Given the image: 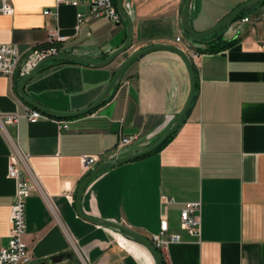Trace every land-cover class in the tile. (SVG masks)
Returning <instances> with one entry per match:
<instances>
[{
  "label": "crops",
  "instance_id": "0c3cea01",
  "mask_svg": "<svg viewBox=\"0 0 264 264\" xmlns=\"http://www.w3.org/2000/svg\"><path fill=\"white\" fill-rule=\"evenodd\" d=\"M182 0H124L133 20L131 47L106 66L77 62L44 65L25 92L59 111L94 103L119 66L134 52L154 44L194 49L196 92L183 121L158 150L101 172L86 188L83 212L126 225L147 237L166 215L169 232L180 236L158 250L164 264H264V0L245 10L222 30L232 44L219 51H198L180 24ZM248 0H190L193 29L205 31ZM12 15L0 13V43L14 44L24 58L50 46V30L68 39L55 45L67 52L104 60L126 40L127 23L106 16L78 29L77 13L90 7L56 0H10ZM58 15H46L45 10ZM242 17L249 20L240 24ZM189 53L188 51H186ZM191 59V58H190ZM22 76L0 75V113H19L18 122L0 120V245L8 244L17 180L9 176L15 145L30 155L35 188L27 200L24 240L32 260L24 264H155L141 243L81 217L78 189L101 162L152 145L182 109L190 86L184 60L158 50L134 62L114 94L88 115L67 119L61 129L53 116L30 122L18 91ZM95 114L92 116L91 114ZM120 121L118 133L111 130ZM135 141L119 150L124 135ZM98 163L84 169V156ZM161 196L175 203L164 208ZM201 202V235L196 240L180 227L186 202ZM153 244V243H152Z\"/></svg>",
  "mask_w": 264,
  "mask_h": 264
},
{
  "label": "built area",
  "instance_id": "2783aa9c",
  "mask_svg": "<svg viewBox=\"0 0 264 264\" xmlns=\"http://www.w3.org/2000/svg\"><path fill=\"white\" fill-rule=\"evenodd\" d=\"M82 3L90 7V16L86 17L83 13L78 12L77 29L91 18L106 16L113 22L121 21V15L113 0H56L57 6L60 4H68L77 7ZM14 12L15 8L10 0H0L1 14L9 16L14 14ZM44 13L46 15H58L57 10L51 9L45 10ZM248 20V17H242L237 27L239 28L241 23ZM67 39L68 36L62 34L59 29L50 30L48 34L50 46L31 51L27 58H24L21 50L16 45L0 43V75L13 77L16 72H19L22 77L25 76L42 58L60 52H67L55 45L57 42H64ZM183 49L189 52L188 54L191 59H195L198 56V53L194 49ZM91 115L95 116L94 113ZM21 116L19 113H0V120L2 122H18ZM24 116L30 122H36L41 118L48 117L34 107H27ZM59 122L61 129H70V121L59 120ZM135 139V134L124 135L120 139L118 149L121 150L131 145ZM29 158V154L24 153L18 145H15L9 165V176L17 180V189L11 206V228L8 236V244L4 246L0 245V264H24L32 260V253L24 240L27 200L35 188L32 183L31 173H29ZM83 160L84 169L88 171L98 163L99 157L89 155L84 156ZM161 202L164 208H167L169 204L175 203V200L172 197L161 196ZM179 223L180 227L190 236L199 240L201 235V202H186L179 211ZM151 240L154 248L158 251L165 248L169 243L179 242L180 236L176 233L169 232V222L166 215H163L159 222V229L152 234Z\"/></svg>",
  "mask_w": 264,
  "mask_h": 264
},
{
  "label": "water",
  "instance_id": "95a60500",
  "mask_svg": "<svg viewBox=\"0 0 264 264\" xmlns=\"http://www.w3.org/2000/svg\"><path fill=\"white\" fill-rule=\"evenodd\" d=\"M261 0H248L236 8H234L232 11H230L226 16H224L220 21H218L216 24L211 26L209 29L201 32H197L193 29V26L190 22L189 16H188V9L190 0H182L181 6H180V24L182 26V29L185 33V36L187 39H202L205 38L215 32L225 30L228 26H230L237 17L243 13L245 10L252 8L256 4L259 3ZM117 9L121 15V19L127 23V35L126 40L122 46L114 50L109 56H107L104 60L98 61L94 60L92 58L82 56L79 54L71 53V52H60L57 54L49 55L44 58H42L36 66L28 72L25 76L22 77L21 81L18 84V91L21 97L28 102L33 107L41 110L44 113H47L51 116L58 117V118H75L79 116L86 115L93 110L100 108L108 99L114 94V92L117 90L123 75L128 70V68L137 60L142 58L143 56L152 53L154 51L158 50H168L177 53L185 62L189 74V80H190V86H189V92L186 98V101L180 110V112L174 116L168 123L167 127L163 131V133L158 137V139L153 142L152 145L148 146L145 149L120 156L111 158L108 160H105L101 162L96 168L92 169L91 172L85 177V179L82 181L78 192L76 196V208L78 214L92 222L101 224L103 226L109 227L113 230H115L118 233L123 234L127 238H131L133 240L138 241L139 243L143 244L152 254L153 260L155 264H161V258L157 252V250L154 248L151 241L143 236L142 234L136 232L135 230L127 227L126 225L113 221L104 219L97 216H90L83 212L82 209V198L83 194L86 190V188L89 186V184L96 178L101 172L108 169L111 166L122 164L131 160L138 159L144 155L152 153L154 150H156L162 143L166 141V139L176 130V128L179 126L181 121L183 120L186 112L190 108L192 101L195 96L196 92V74L193 68V62L190 59V56L188 53L181 47L173 44H154L145 48H142L140 50H137L133 54H131L116 70L112 80L109 82L107 87L105 88L104 92L101 94V96L92 104L89 106L77 110V111H59L51 109L35 100H33L26 92H25V86L31 80L35 74L47 63H53L55 61H71V62H77L82 64H87L91 66H106L110 64L112 61H114L117 56L122 54L123 52L127 51L133 42V20L131 16L128 14L127 10L125 9L124 0H118ZM121 122L120 121H114L111 127L112 132L118 133L120 131Z\"/></svg>",
  "mask_w": 264,
  "mask_h": 264
},
{
  "label": "trees",
  "instance_id": "16d2710c",
  "mask_svg": "<svg viewBox=\"0 0 264 264\" xmlns=\"http://www.w3.org/2000/svg\"><path fill=\"white\" fill-rule=\"evenodd\" d=\"M261 1H263V0H261ZM260 1V2H261ZM113 3L116 5V7H117V4H118V0H113ZM222 31H218V32H215V33H213V34H211V35H209V36H207V37H205V38H202V39H188L189 41H190V43H204L205 45H206V47L205 48H200V47H196V49L198 50V51H219V49L220 48H224V47H226V46H228V45H230V44H232V40H224L223 38H222V34H220ZM55 62H62V61H55ZM64 62H71V61H64ZM46 65H52V63H47ZM193 68H194V71H195V74H196V68H195V66H194V64H193ZM96 110V109H95ZM95 110H93V111H95ZM183 121V120H182ZM181 121V122H182ZM179 127V126H178ZM177 127V128H178ZM176 131V130H175ZM174 131V132H175ZM174 132L171 134V135H173L174 134ZM169 136L167 139H166V141L164 142V143H166L172 136ZM164 143H162L156 150H158ZM156 150H154V151H156ZM159 254V253H158ZM160 256V255H159ZM160 258H161V256H160ZM161 264H164L163 263V260H162V258H161Z\"/></svg>",
  "mask_w": 264,
  "mask_h": 264
},
{
  "label": "bare ground",
  "instance_id": "6f19581e",
  "mask_svg": "<svg viewBox=\"0 0 264 264\" xmlns=\"http://www.w3.org/2000/svg\"><path fill=\"white\" fill-rule=\"evenodd\" d=\"M241 15V14H240ZM239 15V16H240ZM55 16V15H54ZM238 16V17H239ZM232 25V24H231ZM199 54V53H198ZM192 60V59H191ZM35 108V107H34ZM98 109V108H97ZM39 110V109H38ZM41 111V110H40ZM42 112V111H41ZM42 113H44V112H42ZM91 113V112H90ZM44 114H46L47 116L49 115V114H47V113H44ZM89 114V113H88ZM88 114H86V115H88ZM49 116H51V115H49ZM83 116H85V115H83ZM54 117V116H53ZM79 117H81V116H79ZM56 118H58V117H56ZM75 118H78V117H75ZM62 120H67V119H71V118H61ZM73 119V118H72ZM181 124V123H180ZM172 136V135H171ZM121 139V138H120ZM119 142H120V140H119ZM119 144V143H118ZM158 252V251H157Z\"/></svg>",
  "mask_w": 264,
  "mask_h": 264
},
{
  "label": "rangeland",
  "instance_id": "374dc122",
  "mask_svg": "<svg viewBox=\"0 0 264 264\" xmlns=\"http://www.w3.org/2000/svg\"><path fill=\"white\" fill-rule=\"evenodd\" d=\"M189 55V54H188Z\"/></svg>",
  "mask_w": 264,
  "mask_h": 264
}]
</instances>
